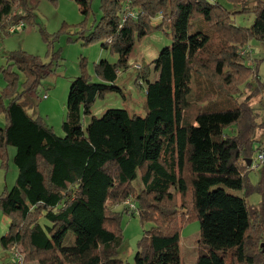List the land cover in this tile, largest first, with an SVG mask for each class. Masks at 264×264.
Listing matches in <instances>:
<instances>
[{
    "label": "trees",
    "instance_id": "obj_1",
    "mask_svg": "<svg viewBox=\"0 0 264 264\" xmlns=\"http://www.w3.org/2000/svg\"><path fill=\"white\" fill-rule=\"evenodd\" d=\"M224 1L238 10L218 0H100L99 21L88 32L83 27L80 37L85 44L101 40L117 60L99 59V81L93 82L81 59L80 74L70 81L62 136L19 102L53 63L24 51L8 55L0 68V157L15 148L17 176L0 194V211L9 220L0 246L14 264L16 253L21 264H124L118 257L124 213L152 224L137 240L132 264H182L181 230L189 221L198 222L191 264H264V176L262 171L252 183L247 165L261 149L255 134L264 126L249 101L261 93L264 98V82L246 64L250 51L241 52L250 39L264 41V1ZM76 2L84 25L90 0ZM236 12L252 13L251 25L234 24ZM27 18V0H0L1 31L10 34ZM155 27L168 30L171 44L151 61L153 81L148 73L137 75L140 85L145 82V115L109 108L83 128L82 117L91 115L97 98L120 92L118 71ZM226 188L244 190V196ZM252 194L258 202L247 201ZM68 233L71 245L64 244Z\"/></svg>",
    "mask_w": 264,
    "mask_h": 264
},
{
    "label": "rangeland",
    "instance_id": "obj_2",
    "mask_svg": "<svg viewBox=\"0 0 264 264\" xmlns=\"http://www.w3.org/2000/svg\"><path fill=\"white\" fill-rule=\"evenodd\" d=\"M226 9L235 12L238 7L218 0ZM264 1V0H263ZM100 0H90V11L82 23L81 14L76 0H27V6L31 9L32 18H27L22 27H16L14 32L6 34L0 30V68L6 66L8 55L12 51H24L29 55L38 56L44 63L52 62V71L41 80L40 85L33 92L24 95L21 103L25 110L31 116L35 113L49 125L55 134L63 135L61 124L65 118L66 100L70 81L80 74L81 59L85 61V72L90 76L93 82H98L94 64L99 59H105L109 62H115L117 55L101 47V40L95 39L87 44L80 37V31L87 32L92 28L100 17ZM253 3V0H250ZM234 24L239 26H249L253 21L252 13H234ZM159 19H154L153 24H159ZM63 27V28H62ZM62 28V29H61ZM43 32L48 40L44 39ZM71 38V40H69ZM171 44V36L167 29L155 27L146 34L140 41L136 42L131 50L127 60L128 67L119 70L114 84L120 88V92L109 91L103 97L97 98L91 107V115L82 117V127L85 128L91 116L100 117L105 110L109 108H124L130 114L139 116L145 115V95L144 85L136 81L139 73H148L147 78L153 81L155 72L151 61L156 58L159 51ZM250 51L248 67L255 70L259 79L264 82V41L250 39L246 45ZM244 49V47H243ZM53 56L55 57L53 59ZM134 65H140L137 70ZM24 81L23 74L19 73V88ZM251 83V88H255V83ZM2 73L0 72V92L4 86ZM49 95L48 100L41 98L43 93ZM249 89L245 90V95ZM31 95V96H30ZM243 96L240 98L242 99ZM23 99V100H22ZM234 99H237L234 97ZM29 101V104L26 102ZM47 104L49 106H44ZM249 104L258 112V120L264 121V98L262 93L251 98ZM222 106H230L223 102ZM33 117V116H32ZM4 124V116L0 113V127ZM232 128L226 129L230 133ZM261 149L255 152L251 160H255L259 153L264 154V126L255 134ZM15 148L8 146L4 159L0 157V194L4 190L10 189L16 180L17 168L13 162ZM257 161V160H256ZM259 166L249 172V178L252 183L258 182L264 176V157L258 161ZM137 180L134 184H137ZM226 191L244 196V190H233L226 188ZM259 195L252 194L247 198L249 203H255L259 200ZM120 210L121 206H115ZM120 227L123 232V243L118 250V257L124 261V264H132L136 252V242L142 236L144 230L151 227L150 222H141L138 215L121 214L119 218ZM9 225L8 218L0 211V236L6 233ZM198 222L189 221L181 230L180 258L182 264H191L197 256L198 244ZM74 242V235L68 233L65 245H71ZM13 256L10 251L3 250L0 246V264H14ZM36 264V263H24Z\"/></svg>",
    "mask_w": 264,
    "mask_h": 264
},
{
    "label": "built area",
    "instance_id": "obj_3",
    "mask_svg": "<svg viewBox=\"0 0 264 264\" xmlns=\"http://www.w3.org/2000/svg\"><path fill=\"white\" fill-rule=\"evenodd\" d=\"M208 1H209V2H215L216 0H208ZM22 26H23L22 23L19 22L17 25L10 27V28H9V31H10V32H14L16 27H22ZM246 51H248L247 48L244 49V50H242L241 52H242V53H245ZM134 68L137 69V70H139V69H141V66H140V65H134ZM139 83H141V82H139ZM42 97H43V98H46L47 95H43ZM263 157H264V154L259 153V154L256 156V159H255V160H251V162H250V168H251V169H254V168L256 169V168L259 166L258 161H261V160L263 159ZM256 160H257V161H256ZM125 205H126L128 208H130V210H131L133 213H136V206H135L134 202H133L131 199H127V200L125 201ZM15 257H16V262L19 263V264H21V262H22L21 257H20L17 253L15 254Z\"/></svg>",
    "mask_w": 264,
    "mask_h": 264
},
{
    "label": "crops",
    "instance_id": "obj_4",
    "mask_svg": "<svg viewBox=\"0 0 264 264\" xmlns=\"http://www.w3.org/2000/svg\"><path fill=\"white\" fill-rule=\"evenodd\" d=\"M247 50H249V49H248V47H247ZM155 77H156V73H155ZM27 95H28V94H27ZM43 95H47V97H46V98H43V97H42ZM43 95H41V98H43V99H45V100H48V98H49V95H48L46 92H45V93H43ZM30 96H31V95H30ZM22 97L24 98V95H23ZM22 97H21V98H22ZM21 98H20V100H21ZM20 100H19V102L21 103V101H20ZM22 100H23V99H22ZM26 102L29 104V101H26ZM21 104H22V103H21ZM22 105H23V104H22ZM44 106H46V107H47V106H49V105H47V104H44ZM23 107H24V109H26L24 105H23ZM29 115H30V114H29ZM30 116H31V115H30ZM32 116H33V117H35V116H37V114L35 115V113H34Z\"/></svg>",
    "mask_w": 264,
    "mask_h": 264
},
{
    "label": "water",
    "instance_id": "obj_5",
    "mask_svg": "<svg viewBox=\"0 0 264 264\" xmlns=\"http://www.w3.org/2000/svg\"><path fill=\"white\" fill-rule=\"evenodd\" d=\"M250 162H251V159H248L247 165H250ZM261 246H262L263 249H264V243H262Z\"/></svg>",
    "mask_w": 264,
    "mask_h": 264
}]
</instances>
